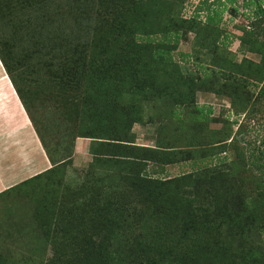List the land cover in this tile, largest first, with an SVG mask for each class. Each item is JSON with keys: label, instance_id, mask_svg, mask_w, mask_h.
Masks as SVG:
<instances>
[{"label": "trees", "instance_id": "trees-1", "mask_svg": "<svg viewBox=\"0 0 264 264\" xmlns=\"http://www.w3.org/2000/svg\"><path fill=\"white\" fill-rule=\"evenodd\" d=\"M185 1L0 0V62L51 164L0 192L35 204L51 253L31 264H264V150L247 156L196 103L211 92L248 117L264 97L263 3L242 0L240 50L260 59L238 61L220 27L236 0L188 17ZM76 138L92 158L72 178Z\"/></svg>", "mask_w": 264, "mask_h": 264}, {"label": "rangeland", "instance_id": "rangeland-1", "mask_svg": "<svg viewBox=\"0 0 264 264\" xmlns=\"http://www.w3.org/2000/svg\"><path fill=\"white\" fill-rule=\"evenodd\" d=\"M264 9V0H260ZM198 0H186L183 9V16H190L192 10ZM234 7L236 11L233 13L230 8ZM255 8L254 3L245 5L242 0H236L234 3H227L222 13L220 27L224 32V40L227 43L228 50L234 54L235 60H241L242 57H248L254 61H259L260 56L250 51L240 50V36L242 35V27L249 26L248 16H252ZM205 17V13L201 14ZM189 34L188 40H182L177 50L171 53L175 61H179L181 56L179 52H188L192 50L191 38ZM222 39V38H221ZM197 105L206 109H211V117L218 119H228L231 122L232 134H235L236 146L245 152L248 156L250 153L264 150V97H261L250 109L249 116L236 114L230 106V100L227 97L213 94L211 92L198 91L196 93ZM149 111V109H148ZM152 111V110H151ZM152 113V112H151ZM221 122H211V127H219ZM136 141L139 143H152L149 140L145 128L141 125H135ZM78 139L75 140L74 155L72 165L67 168L69 177L72 178L83 176L82 170L86 168L91 161V154L88 149H82L77 145ZM234 151L231 152V157ZM10 162V160L8 161ZM18 159H13L10 163L18 164ZM177 170L172 169L171 174H176ZM66 179V177H65ZM16 195V191L10 190L0 195V253L9 255L14 261L11 264H31L28 262L31 256H47L50 255L51 249L45 248L38 240L42 230L39 229L34 217L36 212L34 203H22L20 197L12 198ZM20 202V203H19ZM42 236V235H41Z\"/></svg>", "mask_w": 264, "mask_h": 264}, {"label": "crops", "instance_id": "crops-1", "mask_svg": "<svg viewBox=\"0 0 264 264\" xmlns=\"http://www.w3.org/2000/svg\"><path fill=\"white\" fill-rule=\"evenodd\" d=\"M77 141L82 149H88L89 139L80 138ZM13 159H18V164L11 165ZM50 166L39 138L0 62V192L17 184L24 189L23 182ZM38 180L39 183L44 181Z\"/></svg>", "mask_w": 264, "mask_h": 264}]
</instances>
